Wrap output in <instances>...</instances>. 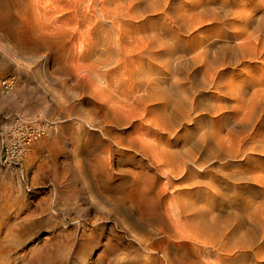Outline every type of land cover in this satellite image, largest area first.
Returning <instances> with one entry per match:
<instances>
[{"label":"bare ground","instance_id":"1","mask_svg":"<svg viewBox=\"0 0 264 264\" xmlns=\"http://www.w3.org/2000/svg\"><path fill=\"white\" fill-rule=\"evenodd\" d=\"M5 2L0 0V25L16 11ZM129 5L131 19L143 22L134 25L143 44L138 72L131 75L135 82L113 84L104 70L93 73L98 88L91 85V90L101 89L117 103L104 112L105 121L109 112L118 126L142 121L131 131L134 139L114 140L127 142L141 157L121 152L112 158L109 164L120 167L118 177L94 164L79 165L83 159L77 157L71 174L76 196L61 203L80 214L77 196L87 194L96 221H110L122 231L113 235L112 246H104L99 264H264V217L250 205L245 209L239 187L220 199H194L192 191L219 185L212 175L217 162L264 151V0H130ZM88 8L103 38L98 57L119 59L123 32L107 25L113 20L106 5L100 14L96 1ZM254 62L258 67L244 66ZM257 69L258 79L251 74ZM92 121L85 123L95 126ZM223 176L233 182L251 178L246 172ZM106 222L94 225L82 243L78 239L67 247V254L80 249L75 264L92 256L93 245L108 231ZM136 244L133 256L123 253Z\"/></svg>","mask_w":264,"mask_h":264},{"label":"rangeland","instance_id":"2","mask_svg":"<svg viewBox=\"0 0 264 264\" xmlns=\"http://www.w3.org/2000/svg\"><path fill=\"white\" fill-rule=\"evenodd\" d=\"M93 1L97 3L99 14L100 9L107 6L104 9L113 20L107 25H115L123 32L119 59L113 56L106 61L97 55L103 49V38L94 29L93 14L88 8V3ZM129 1L5 2L16 11L12 12V17L3 18V25H0V82L9 78L15 81L7 91L0 92V264H33L34 261L35 264H75L76 252L80 249L72 250L68 255L67 247L78 239V243H82L80 239L89 238L94 225L106 222L96 221L97 212L90 203H86L87 194L77 196L82 204L80 214H76L72 204L63 206L64 203H61L63 199L70 200L76 196L72 195L75 191L71 186V174L77 157L83 159L78 162L79 165L94 164L101 170L114 172L116 177L120 167L115 162L109 164L112 158L116 159L121 152L141 157L127 142L117 145L114 140L134 139L131 131L136 130L142 121L136 120L132 127L118 126L112 124V112L105 121L104 112L111 107L117 108V103L109 98V93L101 89L91 90V85L98 88L94 86L97 84L92 79L93 73L104 70L113 84L129 87L135 82L131 75L138 72V51L143 44L134 25L143 22L136 23L131 19ZM149 17L151 19L152 16ZM110 32L113 37V31ZM109 36L108 33L104 38ZM258 65L254 62L244 66ZM251 74L258 79L261 71L252 70ZM3 94L10 95L2 99ZM94 108L97 111L88 114ZM89 118L94 119L92 124L95 126L89 127L85 123ZM34 121H39L42 128L46 125L44 134L32 144L18 164H4L3 150L10 140L11 129L16 125L37 128L32 123ZM49 128L53 129L52 134L48 132ZM53 135V140L38 145L44 139L50 140ZM144 164L148 171V164ZM129 168L137 172L140 170L137 165H130ZM226 172H246L251 178L233 182L224 178ZM212 175L219 185L193 188L192 191L196 192L193 193L194 199L234 194L235 187H239L236 191L243 197L245 209L250 205L264 217V151L252 153L249 159L217 162L213 165ZM201 180H205L204 177ZM229 184L233 185V189L228 188ZM81 188V184L76 185V189ZM106 227L108 231L101 236L98 244L93 245L92 256L86 254V264H99L104 246H112L115 243L111 240L113 235L122 233L110 221L106 222ZM262 232L260 227L258 233ZM71 238L74 240L71 241ZM137 248L136 244L123 253L133 256V250ZM77 263L80 264V261Z\"/></svg>","mask_w":264,"mask_h":264},{"label":"built area","instance_id":"3","mask_svg":"<svg viewBox=\"0 0 264 264\" xmlns=\"http://www.w3.org/2000/svg\"><path fill=\"white\" fill-rule=\"evenodd\" d=\"M14 78L0 82V92H5L14 84ZM44 130L33 128L29 125H16L10 131L9 142L4 146L3 161L7 165L18 164L27 150L42 135Z\"/></svg>","mask_w":264,"mask_h":264}]
</instances>
